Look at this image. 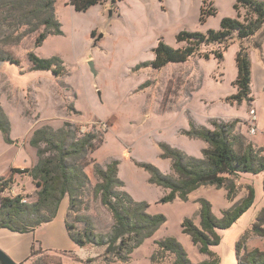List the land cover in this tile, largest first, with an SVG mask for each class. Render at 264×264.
<instances>
[{
	"label": "rangeland",
	"instance_id": "obj_1",
	"mask_svg": "<svg viewBox=\"0 0 264 264\" xmlns=\"http://www.w3.org/2000/svg\"><path fill=\"white\" fill-rule=\"evenodd\" d=\"M208 1L211 2L207 8H217V13L209 19L211 25L221 16L232 14L231 0ZM201 3L202 0H154L153 8H133V1L122 0L118 8H102L101 11L96 7L79 12L69 6L68 0H53L51 13L60 24L61 34H48L38 46L33 44L37 33L21 37L28 27L17 11L0 9V50L18 60H5L4 65L0 61V107L10 123V138L21 133L20 116L38 125H58L61 119L79 114L74 123L80 130L99 131L104 136L92 155L97 163L104 166L117 160L121 189L132 199L147 203V213L165 216V222L134 248L126 261L105 251L101 257L104 264H173L174 255L161 250L155 243L167 236L175 238L191 262L196 263L198 246L182 232V220L188 217L199 225L200 198L208 200L214 215L220 217L222 209L245 196L249 186L254 191L253 204L229 227L218 230L220 242L213 247L224 249L233 241L234 248L233 236L246 229L240 254L253 248L264 250V236L252 230L256 222L264 228V171L238 172L232 199L227 198L224 187L206 184L191 191L186 199L175 197L172 201L161 202L160 198L168 190L152 182L149 171L141 165L150 163L161 173L176 178L171 160L162 156L160 144H167L188 156L202 157L207 145L185 134L189 122L205 121L204 125L211 128L209 117L230 110L214 102L219 96L215 78L210 76L215 63L206 62L205 57L199 62L190 57L184 62L168 63L161 70L147 64L153 59L152 49L159 37L172 46L178 44L175 31L201 26L198 22ZM19 37L21 40L17 43ZM28 50L40 57L60 58L69 73L56 77L53 83L52 71L30 69ZM89 60L93 61L96 75L90 72ZM224 62L226 72L222 84L227 87L234 75L235 61L227 55ZM216 78L219 80L220 75ZM72 103L78 113L70 111ZM229 121L237 122L236 119ZM102 124L107 127L101 128ZM235 132L243 134L240 127ZM246 140L249 141L248 137ZM9 144L0 132V176L11 178L10 185L0 196L20 194L25 202H31L36 198V186L31 177L12 168L5 171L13 152ZM202 145H205L203 149ZM87 168L89 190L82 205L68 211L67 222L76 229L90 223L95 232L105 237L111 230L113 218L100 199L93 197L92 187L98 178L91 165ZM104 246L106 250V244Z\"/></svg>",
	"mask_w": 264,
	"mask_h": 264
},
{
	"label": "trees",
	"instance_id": "obj_2",
	"mask_svg": "<svg viewBox=\"0 0 264 264\" xmlns=\"http://www.w3.org/2000/svg\"><path fill=\"white\" fill-rule=\"evenodd\" d=\"M105 1L115 0H68V4L75 11L84 12L89 7ZM209 2L211 1L202 0L198 17L201 24L217 13L216 6L207 8ZM52 8L53 0H0V9H14L19 13L23 24L28 27L21 37L37 33L33 43L35 46L40 45L48 34H61L60 24L51 13ZM233 8L237 16L222 17L218 28H208L205 32L179 30L175 35V40L183 44L179 47H173L167 44L163 37H159L152 49L153 59L147 64L153 69H161L168 63L184 62L197 54L207 58L210 53L220 60L223 51L234 37L240 40L248 39L264 30V0H235ZM20 40L19 37L16 42ZM213 45L216 47L208 49ZM202 49H205L204 52ZM26 56L31 70H50L55 76L69 73L63 61L56 56L40 57L31 50L27 51ZM5 60L18 62L9 53L0 50V61ZM235 61L237 76L234 84L237 91L227 96L226 100L230 103L248 102L251 100V60L247 46H240ZM69 109L78 113L73 103L69 105ZM211 126L207 128L190 121L189 128L185 131L189 137L199 138L207 143L202 157L188 156L167 144H160L163 149L162 156L171 160L176 178L161 173L150 163L141 164L149 171L152 182L168 190V193L160 198L161 202L172 201L175 197L186 199L191 191L206 184L224 187L227 198L232 199L236 193L235 175L238 172L264 171V146H255L246 140L243 134L236 133V121L212 119ZM0 132L7 142L12 143L9 136L10 123L1 107ZM78 132L80 127L68 120H64L62 125L56 128L45 123L32 131L29 144L36 149V163L22 170H12L31 177L36 186V198L31 202H22L23 197L20 194L14 197L0 196V228L17 232L33 230L39 224L55 217L65 196L69 198L68 211L79 208L89 190L90 182L86 168L91 165L93 174L98 178L92 187L93 197H98L109 210L113 224L110 232L104 237L95 232L90 223L76 229L67 222L69 234L80 246L106 244V254L112 253L117 255L119 260L126 261L133 249L165 222V216L147 213V203L132 199L121 189L122 182L117 177V160L113 159L104 166L97 163L92 155L104 140L102 133L94 130ZM10 182L11 178L0 176V193ZM198 201L199 225L186 217L181 222V230L207 258L193 263L175 238L167 236L156 240L155 243L161 250L174 255L173 264H218L219 257L210 249L220 242L218 230L229 227L251 207L254 191L249 186L247 194L230 207L222 209L220 217L214 215L208 200L200 198ZM252 230L255 234L264 236V228L259 222L253 224ZM245 239L246 232L235 245L238 264H264V250L253 248L240 254Z\"/></svg>",
	"mask_w": 264,
	"mask_h": 264
},
{
	"label": "crops",
	"instance_id": "obj_3",
	"mask_svg": "<svg viewBox=\"0 0 264 264\" xmlns=\"http://www.w3.org/2000/svg\"><path fill=\"white\" fill-rule=\"evenodd\" d=\"M121 1L122 0H115L114 2L105 1L100 4H95L89 8L97 7L100 8L101 11L102 8H118V3H120ZM126 1H133V8H153L152 2L154 0ZM231 3L232 14L229 15L231 17H235L237 16V13L233 8L235 0H231ZM69 6L72 7L71 5ZM162 8H165V6H162ZM210 17L207 18L205 23H199L201 24L200 27H194L192 29L189 28L188 30H198L205 32L208 28H218L220 19L224 16H221L220 19L216 22V24L213 23L212 25L210 24L209 20ZM181 29L184 28L182 27ZM178 31H175L174 37ZM92 33H94V31L90 33L91 39L93 38ZM181 45L183 44L180 42L175 45L172 44L173 47H179ZM241 45L247 46L249 51V57L251 60V100H249L248 102L242 101L241 103H230L226 100V97L231 94H234L237 91V87L234 84V81L237 76V66L235 57ZM227 55L229 56V58L231 57V59L234 58L235 66L232 64L234 75H232L231 79L229 80L230 85L226 87V85L223 86L222 83L225 82L226 65L224 61ZM194 57L199 62L201 61V59H203L204 56L197 54L192 56V58ZM205 59L208 63H211L213 65L215 63V69L210 72V76H213L215 78L214 80L217 83L216 88L219 90V96L217 97V99L214 100V102L216 101L218 103H222L224 107H229L230 109L229 111H226V113H220L218 115L214 114L213 116L209 117L211 118L210 120L221 119L223 121H229L236 119L237 126L235 127V129L240 127L241 133L248 137L249 141H251L255 146H264V30L258 32L257 34L248 39L240 40L234 37L223 51V57L220 60L217 59L212 53H210L209 56ZM1 63L4 65L3 61H1ZM44 71L50 72V70ZM216 75H220L219 80L216 78ZM51 76L53 79V83L55 82L56 77H62L55 76L53 73H51ZM250 107H253L257 113V132L252 136H249L247 134V126L245 122L248 117L247 110ZM75 110L77 109L75 108ZM78 115L79 114H73L74 117L68 116L64 120H68L74 123L75 121H77V119L75 118ZM19 119V130L21 133L14 135L12 137V143L9 144V147L13 149V152L10 156L11 160L8 163V168L5 170L6 172L11 168L23 169L31 167L37 161L36 149L29 144V139L32 131L43 124L38 125L36 121L32 122L26 120L25 118H22L21 116ZM63 121L61 119L58 125H51L53 127H59L61 126L60 123H63ZM197 124L204 125L205 121ZM204 126L207 127L206 125ZM205 145H207L206 142ZM205 145H202V149L205 147ZM86 170L88 171H86L88 174L89 169L87 168ZM237 182H239L238 179ZM68 205L69 198L68 196H65L60 202L55 217L50 221L39 224L33 230L26 232H17L4 227L0 228V249L3 250L7 255H9L14 261L19 264H104V261L101 259L105 252L104 245L86 244L80 246L76 244L71 238L69 230L67 228ZM243 232L238 233L239 235L233 236L232 240L235 239V245L240 239ZM232 242L233 241H231L228 246H224V249L214 248V245L211 246L210 249L219 257L218 264H238L236 248H233ZM205 258H207V255L197 252V262Z\"/></svg>",
	"mask_w": 264,
	"mask_h": 264
},
{
	"label": "built area",
	"instance_id": "obj_4",
	"mask_svg": "<svg viewBox=\"0 0 264 264\" xmlns=\"http://www.w3.org/2000/svg\"><path fill=\"white\" fill-rule=\"evenodd\" d=\"M247 113H248V117L246 119V122H247L246 123L247 124V134L249 136H252V135H254L257 132V125H256V122H257V113H256V110L253 107H250L247 110ZM106 127H107L106 124H102L101 125V128H106ZM81 131H83V132H81ZM80 132L81 133H84L85 131L84 130H80ZM21 201L22 202H25V200L23 198H22Z\"/></svg>",
	"mask_w": 264,
	"mask_h": 264
},
{
	"label": "water",
	"instance_id": "obj_5",
	"mask_svg": "<svg viewBox=\"0 0 264 264\" xmlns=\"http://www.w3.org/2000/svg\"><path fill=\"white\" fill-rule=\"evenodd\" d=\"M87 64L89 66L90 72L93 75H96V69L94 67L93 61L89 60ZM0 264H19V263L14 261L9 255H7L3 250L0 249Z\"/></svg>",
	"mask_w": 264,
	"mask_h": 264
}]
</instances>
